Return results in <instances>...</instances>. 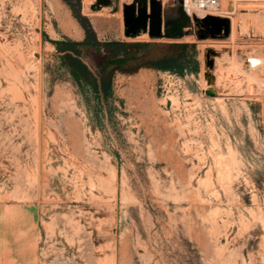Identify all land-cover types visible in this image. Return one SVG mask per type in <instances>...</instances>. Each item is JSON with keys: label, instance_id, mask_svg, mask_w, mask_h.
<instances>
[{"label": "rangeland", "instance_id": "374dc122", "mask_svg": "<svg viewBox=\"0 0 264 264\" xmlns=\"http://www.w3.org/2000/svg\"><path fill=\"white\" fill-rule=\"evenodd\" d=\"M69 1L126 43L77 47L106 98L61 63L86 36L64 0H0V264H264V0L186 48L124 35L132 0Z\"/></svg>", "mask_w": 264, "mask_h": 264}, {"label": "water", "instance_id": "95a60500", "mask_svg": "<svg viewBox=\"0 0 264 264\" xmlns=\"http://www.w3.org/2000/svg\"><path fill=\"white\" fill-rule=\"evenodd\" d=\"M109 0H96L95 6L107 5ZM124 34L134 36L140 31L147 32L150 37H177L184 34V28L192 26V21L182 6V0H178L175 7V15L164 18L162 16L161 1L159 0H132L123 5ZM220 22L219 17L208 16L202 20L193 19L194 24L201 25L208 21ZM163 28V30H162ZM226 34L229 26L226 25ZM206 65L212 67L213 61L206 55Z\"/></svg>", "mask_w": 264, "mask_h": 264}, {"label": "trees", "instance_id": "16d2710c", "mask_svg": "<svg viewBox=\"0 0 264 264\" xmlns=\"http://www.w3.org/2000/svg\"><path fill=\"white\" fill-rule=\"evenodd\" d=\"M66 4L70 6L73 11L74 17L85 29L86 36L82 41H74L69 39L56 41L57 51L60 53V59L62 65H64L70 75L78 84H86L92 88V91L96 94L102 93L103 97L106 98L110 94V81L100 79L99 83L95 81L94 77L88 70L86 64L79 58L78 46L91 45V46H106L111 48L110 54L116 55L121 51H124L126 43L123 42H109L107 44H101L95 38V34L92 30L89 20L81 15L80 11H76L74 5L69 0H64ZM202 25V24H201ZM91 37V39L89 38ZM148 45L147 43H134L136 47H142ZM184 46V45H183Z\"/></svg>", "mask_w": 264, "mask_h": 264}, {"label": "built area", "instance_id": "2783aa9c", "mask_svg": "<svg viewBox=\"0 0 264 264\" xmlns=\"http://www.w3.org/2000/svg\"><path fill=\"white\" fill-rule=\"evenodd\" d=\"M182 6L186 14L192 21L193 19L202 20L208 16L223 17L220 10L219 0H182ZM212 21L203 23L206 26L212 24Z\"/></svg>", "mask_w": 264, "mask_h": 264}, {"label": "crops", "instance_id": "0c3cea01", "mask_svg": "<svg viewBox=\"0 0 264 264\" xmlns=\"http://www.w3.org/2000/svg\"><path fill=\"white\" fill-rule=\"evenodd\" d=\"M110 1V3L109 4H111L112 3V1L111 0H109ZM159 1H161V7H162V16L164 17V18H166V17H172V16H174L175 14L174 13H170V10H171V7H173V3H169V0H159ZM109 4H107V5H109ZM98 6H100V5H98ZM92 7H97V6H95L94 4H93V6ZM169 9V10H168ZM175 9V8H174ZM122 15H123V8H122ZM91 24V23H90ZM91 27H92V25H91ZM185 29L186 28H184L183 30H184V34L183 35H185L186 34V31H185ZM92 30H93V27H92ZM162 30H163V28H162ZM123 31H124V20H123ZM93 32H94V30H93ZM94 34H95V32H94ZM125 35V34H124ZM177 36V37H172V38H178V41H180V43H182V44H180V47H182V48H186L187 46H192L191 44H188V43H184V42H181V38L182 37H184V36ZM131 36V35H130ZM143 36H149L148 35V33L147 32H142V31H140L139 33H137L136 35H134V36H132V37H134V39L135 38H138V41H146L145 39H141V37H143ZM186 36V35H185ZM150 37V36H149ZM95 38H96V40H97V37L95 36ZM153 38H158V37H153ZM165 38H167V37H165ZM180 38V39H179ZM82 41V40H81ZM98 41V40H97ZM99 42V41H98ZM135 43H147V42H135ZM184 45V46H183Z\"/></svg>", "mask_w": 264, "mask_h": 264}, {"label": "bare ground", "instance_id": "6f19581e", "mask_svg": "<svg viewBox=\"0 0 264 264\" xmlns=\"http://www.w3.org/2000/svg\"><path fill=\"white\" fill-rule=\"evenodd\" d=\"M219 2H220V0H219ZM221 2H222V0H221ZM224 3V2H223ZM221 7V6H220Z\"/></svg>", "mask_w": 264, "mask_h": 264}]
</instances>
